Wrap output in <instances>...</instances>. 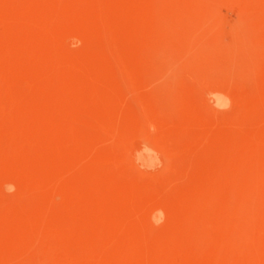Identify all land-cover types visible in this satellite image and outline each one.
<instances>
[{"label": "rangeland", "instance_id": "1", "mask_svg": "<svg viewBox=\"0 0 264 264\" xmlns=\"http://www.w3.org/2000/svg\"><path fill=\"white\" fill-rule=\"evenodd\" d=\"M0 264H264V0H0Z\"/></svg>", "mask_w": 264, "mask_h": 264}]
</instances>
